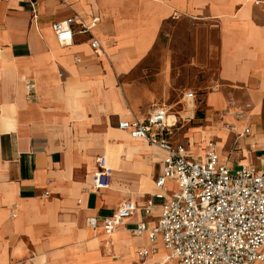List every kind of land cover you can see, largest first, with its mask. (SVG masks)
I'll use <instances>...</instances> for the list:
<instances>
[{"label":"crops","instance_id":"crops-1","mask_svg":"<svg viewBox=\"0 0 264 264\" xmlns=\"http://www.w3.org/2000/svg\"><path fill=\"white\" fill-rule=\"evenodd\" d=\"M179 14L217 26L221 87L204 93L208 108L200 120L206 123L184 125L174 141L185 143L197 158L210 139L216 146L230 143L227 152L218 151L222 161L259 168L264 3L0 0V264H138L137 250L148 239L132 230L141 220L155 224L160 213L158 201L152 217H145L142 206L155 191L165 152L117 124L146 117L154 105L180 111L181 89L167 74L164 59L154 75L147 62L163 24ZM74 15L85 21L99 17L93 34L103 55L95 53L88 33L59 42L53 24ZM229 93L250 102L247 117L227 111L218 116ZM246 125L252 132L238 138ZM101 156L113 176L108 188L95 192L93 173ZM124 200L139 209L106 234L104 218ZM90 216L97 217L95 229ZM166 255L160 244L148 264H175L165 261Z\"/></svg>","mask_w":264,"mask_h":264},{"label":"built area","instance_id":"built-area-1","mask_svg":"<svg viewBox=\"0 0 264 264\" xmlns=\"http://www.w3.org/2000/svg\"><path fill=\"white\" fill-rule=\"evenodd\" d=\"M67 2V0H60ZM264 3V0H255ZM99 17L89 21L78 15L53 24L60 43L74 39L76 32L88 33L97 55H103L93 29ZM251 107L250 103H247ZM197 95L188 90L181 97V109L173 112L165 105H154L144 118L120 119L118 128L135 139H144L165 152L155 191L142 206L145 217L153 216L159 203L155 224L141 220L133 228L135 235H146L148 245L137 250L138 264H148L161 246L167 251L165 261L175 264H254L264 261V170L242 163L238 168L222 161L216 141L210 139L203 157H194L183 142H175V132L194 121L198 113ZM236 118L247 117L237 110ZM226 126L235 130L233 123ZM252 132L246 125L237 137ZM92 188L95 192L110 186L113 168L105 157L97 160ZM139 209L137 203L124 200L103 220L106 234L114 233ZM88 224L97 228L96 216Z\"/></svg>","mask_w":264,"mask_h":264},{"label":"rangeland","instance_id":"rangeland-1","mask_svg":"<svg viewBox=\"0 0 264 264\" xmlns=\"http://www.w3.org/2000/svg\"><path fill=\"white\" fill-rule=\"evenodd\" d=\"M218 45V28L215 24H206L198 17L179 14L163 24L159 38L147 59L153 75L164 59L165 70L175 85L181 89V97L185 91L196 92L199 106L197 118L190 124L187 123L188 125L206 123L200 120L206 116L208 108L204 101V93L221 87V83H217ZM247 103H250L247 99L233 98L229 93L227 107L219 112L218 116L221 117L226 111L235 113L236 109L251 110V107L246 106ZM260 116L264 124V101ZM229 144L217 145L216 149L227 152L231 146ZM258 166L264 170V159L258 161Z\"/></svg>","mask_w":264,"mask_h":264},{"label":"bare ground","instance_id":"bare-ground-1","mask_svg":"<svg viewBox=\"0 0 264 264\" xmlns=\"http://www.w3.org/2000/svg\"><path fill=\"white\" fill-rule=\"evenodd\" d=\"M112 95H113V93H112ZM116 97V96H115ZM114 98V97H113Z\"/></svg>","mask_w":264,"mask_h":264}]
</instances>
